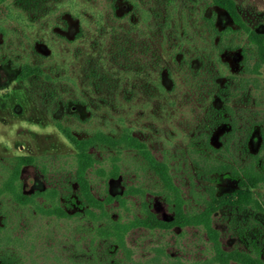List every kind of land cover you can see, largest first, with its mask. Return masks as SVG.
Returning <instances> with one entry per match:
<instances>
[{"label": "rangeland", "instance_id": "rangeland-1", "mask_svg": "<svg viewBox=\"0 0 264 264\" xmlns=\"http://www.w3.org/2000/svg\"><path fill=\"white\" fill-rule=\"evenodd\" d=\"M235 1L251 27L264 32V0ZM124 6L121 0L0 3V188L11 172L12 158L18 155L40 157L37 165L22 170L25 193L52 186L64 190L73 184L76 148L61 125L79 137L98 128L114 134L134 132L157 158L169 162L190 206H203L213 186L218 190L233 185L208 172L212 159L232 157L229 151H215L206 144L210 134L213 145L222 146V138L232 130L227 123L213 124L211 107L230 105L239 117L241 129L229 136L234 155L241 159L249 118L264 117V64L258 73L245 70L242 47L232 48L230 43L246 46L247 39L235 34L226 41L229 46L205 54L206 59L220 56L228 65L214 83L215 72L206 71L209 68L196 57L212 46L203 14H216L220 28L234 24L209 0H132V19L142 20L143 10L147 11L146 25L152 31L147 36L135 31L130 38L125 35L130 17L114 14L115 10L125 13ZM74 11L90 18L84 25L85 38L76 41L72 39L81 24ZM185 22L190 26L185 48L195 47V52H188L185 66L190 62L200 73L179 70L184 57L175 61L169 52L179 40L171 35L175 26ZM162 42H167L164 53ZM123 48L129 54H122ZM250 54L253 64L257 55ZM26 60L40 64L45 73L21 81L20 66ZM254 135L256 142L250 147L257 151L259 130ZM96 153L107 169L117 154L110 149ZM119 163L121 174L107 181L95 170L90 173L98 197L125 196V202L111 204L114 217H132L146 201L160 217L170 218L163 183L142 157L126 151ZM39 201L50 205L43 198ZM250 215L241 213L234 224L230 209L216 214L215 226L226 247L250 245L251 240L244 242L238 235L239 228L245 227L252 237L259 234L257 242L264 250V214H256L255 219ZM93 227V221L83 216L60 218L0 194V264H203L209 254L208 236L197 228L136 229L124 248L111 247Z\"/></svg>", "mask_w": 264, "mask_h": 264}, {"label": "trees", "instance_id": "trees-1", "mask_svg": "<svg viewBox=\"0 0 264 264\" xmlns=\"http://www.w3.org/2000/svg\"><path fill=\"white\" fill-rule=\"evenodd\" d=\"M5 1L0 0V3ZM121 1L125 2L124 8L127 9L126 12L121 15L115 10V13H113L119 18L130 17V27L125 35L132 37L133 33L138 31L139 35L147 36L149 31H152L150 26L146 25L149 19L148 12L143 10V19L135 21L132 19V0ZM209 1L211 4L223 9L230 16L235 27L234 25H229L225 28H220L216 24V14L211 16L203 14L212 46L211 48H203V56L196 57L203 62V66L209 68L206 71L215 72L214 83L217 84L218 79L224 76L228 65L222 61L220 56L217 58L210 56L209 59H206L205 54L209 55L214 51L220 52L223 44L229 46L226 41L230 37L235 34L243 35L247 39L246 46H241L235 43L234 40H232L230 45L232 48L242 47V65L245 70L258 73L264 64V32L257 31L251 27L240 13L235 0ZM113 7L114 9L118 8L117 5ZM73 15L79 18L81 24V31L78 32L77 38L72 39L76 41L77 39L85 38L84 25L89 22L90 18L80 13V11H74ZM189 28L190 26L186 22L178 27L175 26L174 33L171 35L176 36L179 40L173 44L169 52L175 61H179L180 56L184 57L183 62L179 64V70L189 69V71H196L195 73H197L199 70L197 67L194 68V65L190 62H188V66H185L188 52H195L194 46L185 48L189 42ZM151 34V36H154V33ZM165 44L162 42V53L166 49ZM145 49V51L149 50L148 47ZM128 50L123 48L121 52L122 54H129ZM251 51L257 55L253 64L250 61L252 58ZM20 67L19 79L23 82H28L31 77L41 76L45 73L44 68L40 64L29 60L22 62ZM211 110V119L214 125L227 123L232 126V130L226 133L225 137L228 136L227 138H222V146L216 147L213 145L210 134L206 144L215 151L224 153L229 151L232 157L225 156V160L218 157L212 159L208 172L222 175L233 185L218 190L213 186L209 195L205 197L203 206L194 207L189 205L182 187L175 181L169 162L157 158L147 142L135 135L134 132L123 131L119 134H114L98 128L89 136L79 137L71 129L62 125L61 129L76 148L73 160V184H69L64 190L57 186H52L40 188L31 194L25 193L21 182L22 170L26 165H37L40 157L18 155L11 160L13 166L8 178L0 188V194L6 193L21 204L36 205L40 212L49 215H55L60 218L83 216L84 219L92 220L95 231L99 236L106 238L110 242L111 247L127 248V237L131 231L133 232L136 229L169 232L174 231L176 228L183 230L197 228L208 236L209 254L203 264H232L233 262L238 264H264V250L257 242L259 234L254 233L257 235L252 237L246 232L245 227L239 228V237L244 242L248 239L251 240L250 245L248 243L246 247L234 246L228 248L221 239L220 230L215 226L216 214L222 209H230L232 214H235L234 219L232 218L233 221L235 220L234 224L238 223L237 216L241 213L250 212L251 215L249 217L253 219L258 213L264 214V117L255 119L252 116L249 118L250 125L246 129V139L241 147L243 155L241 159H238L231 149L230 136L238 129H241L239 117L230 105H223L222 107L212 105ZM258 130L260 133L258 141L260 143L257 151H253L250 144L256 142L257 137L254 135V131ZM97 149L116 151L117 154L112 157V166L109 169L101 164L102 161L96 153ZM126 151L138 153L145 161L147 168L151 169L163 183L172 209L170 218L160 217L146 201L142 202L140 212L134 213L132 217L125 218L123 215H119V217L115 218L111 212V204L115 200H119L121 203L125 202V196L109 193L104 198H100L95 194L93 180L90 176L91 171H97L98 174L106 178V181L109 178L118 177L122 172L119 163L121 154ZM217 178L219 179V177ZM40 198L50 202V205L46 206L40 203ZM71 209H75V212L71 213L69 211Z\"/></svg>", "mask_w": 264, "mask_h": 264}]
</instances>
